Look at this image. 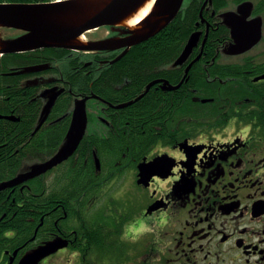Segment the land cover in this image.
I'll list each match as a JSON object with an SVG mask.
<instances>
[{"label": "flooded vegetation", "instance_id": "flooded-vegetation-1", "mask_svg": "<svg viewBox=\"0 0 264 264\" xmlns=\"http://www.w3.org/2000/svg\"><path fill=\"white\" fill-rule=\"evenodd\" d=\"M246 1L254 3L249 19L261 17L255 14L258 0ZM211 3V0L204 1L201 22L197 23L200 27L197 32L203 33L194 49L198 54L193 52L180 66L175 65L176 61L154 63L153 72L147 76L148 82L135 97L123 98L134 84L121 67L129 64L122 59L136 46L129 48L120 59L125 48L43 50L37 55L41 62L20 69L16 67L7 74L24 75L22 85L27 89L29 101L38 100L42 110L50 97L60 92L53 107L60 108L68 102L70 109L67 113H60L52 123L69 115L71 124L76 102L88 97L87 133L93 137L100 131L126 133L130 129L124 112L130 105L117 108L119 105L135 103L138 97L146 96L151 90L155 96L169 97V102L164 99L157 103V110L152 114L156 117L153 129L159 139L139 160L108 164L105 179L111 180L109 186L88 191L92 196L81 210V199L75 200V231H62L58 227L59 219L54 223L57 232H51L47 241L63 237L69 240V246L40 264L73 248L75 264H264V79L257 80L264 71L256 74L254 69L255 62L264 64V50L259 54L252 53L264 40V33L261 42L246 53L228 55L229 45H224L219 50L218 62L212 59L203 63L206 73L208 66L218 64L216 123L205 126V130L196 136L176 140V90L170 88L183 82L182 86L188 80V66L200 54V59L203 57V41L213 26L208 18L203 17V12ZM240 4L221 15L236 11ZM211 15L215 16V11ZM220 18L219 23L223 25L222 16ZM128 31L126 27H102L81 38L91 43L127 37ZM251 61L254 65L249 64ZM38 65H48V68L15 74ZM225 67H232V72ZM233 68L241 69L234 72ZM177 69L181 74L179 80L176 78ZM62 71L68 72V78ZM80 76L84 80L82 87ZM155 81L157 83L147 91ZM101 86L107 98L96 93ZM90 116L95 118L92 124ZM182 143H186V147L181 148ZM164 155L169 157L154 168L153 176H150V168L143 169L148 182L140 184V165ZM119 182L121 188H113ZM20 186L23 191L25 186ZM15 191L12 189L8 199ZM41 223L34 236L19 246L15 242V230L5 233L6 241L12 243L9 248L0 247V264H19L27 252L47 242L39 241L37 237ZM141 224L150 230H132L133 225L139 228Z\"/></svg>", "mask_w": 264, "mask_h": 264}, {"label": "trees", "instance_id": "trees-1", "mask_svg": "<svg viewBox=\"0 0 264 264\" xmlns=\"http://www.w3.org/2000/svg\"><path fill=\"white\" fill-rule=\"evenodd\" d=\"M51 1L56 0H0V3ZM204 1L186 0L179 15L171 24L160 34L134 47L122 59L129 64L123 65L121 69L127 71L128 77L134 84L127 90L124 99L135 97L141 92V87L148 82L147 76L154 70V63L177 60L191 35L200 30L197 23L201 22L200 13ZM211 1L208 10L203 12V17L208 18L213 25L203 57L191 68L188 80L174 92L177 141L183 140L186 136H196L200 131L205 130V126L216 123L219 102L216 81L218 64L208 66L206 73L203 63L212 59L218 62L221 56L219 50L231 42L229 27L219 23L221 13L228 10L231 5L236 6L246 0ZM214 11L216 15L212 16ZM255 14L264 16V0H258ZM8 32L16 31L8 30ZM46 50L55 51V49ZM42 51L5 55L0 58V114L15 117V120L0 119V183L13 179L23 172L21 170L25 165L29 167L33 163L48 160L66 140L70 116L52 122L59 118L60 113L69 111L68 102H64L60 108L53 107L48 120L34 133L40 123L42 105L38 100L29 101L27 89L25 90L22 85L24 75L19 77L7 75L16 70V67L20 69L41 62L37 55ZM196 54L198 50H195L194 55ZM225 69L228 71L230 69L232 72V67ZM233 69L236 72L241 68ZM254 69L256 74L263 72L264 64L255 62ZM178 70L176 78L179 80L181 74ZM62 72L65 78H68V72ZM80 82L81 87L84 86L82 76ZM103 89L104 87L101 86L96 93L106 97ZM81 93L89 94L88 91ZM153 93L154 90H151L142 99L125 109L126 121L130 128L126 133L100 131L93 137L88 132L76 153L68 161L47 174L26 182L23 191L20 190L21 186L14 188L16 191L12 193L10 199L8 196L12 189L0 192V247L9 248L12 243L6 241L5 237V233L10 230L16 231L17 246L22 245L24 241L27 242L34 236L42 218L43 225L40 226L37 235L39 241H47L51 232H57L54 223L58 219V227L62 231H75L76 198L82 201L80 210L85 208L92 196L88 191L104 188L111 183V180L105 179L108 164H118L123 160H139L159 139L157 131L153 129L156 117L152 114L157 110L156 104L164 99L169 102V97L155 96ZM204 99L209 101L204 103ZM94 120V116H90V124L94 123ZM164 137L166 138V135ZM95 155L101 161L100 169L97 168ZM75 191H77L76 195ZM74 250L73 248L71 251Z\"/></svg>", "mask_w": 264, "mask_h": 264}, {"label": "water", "instance_id": "water-1", "mask_svg": "<svg viewBox=\"0 0 264 264\" xmlns=\"http://www.w3.org/2000/svg\"><path fill=\"white\" fill-rule=\"evenodd\" d=\"M150 0H62L57 2L42 3H0V55H14L33 52L41 49H67L75 51H106L126 50L118 58L126 54L131 47L140 45L157 35L171 24L181 11L185 0H155L151 12L137 28H131L126 21L142 8ZM254 5L245 2L238 6L236 11H227L221 16L223 23L230 28L233 42L229 44L226 53L228 55H240L253 49L263 37V19L261 17L249 19ZM102 27H126L129 28L127 37H115L95 42H85L82 36L92 30ZM1 29L21 32L19 35L5 38ZM202 32H195L188 40L183 52L175 62L176 66L188 61L194 49L198 47ZM208 33L203 41L206 44ZM201 54L188 66L186 76L192 65L198 61ZM48 68V65L27 67L15 74L40 72ZM264 79V75L257 80ZM156 81L150 84L147 91ZM171 87L177 90L181 84ZM146 91V92H147ZM60 93V92H59ZM50 97L44 107L36 133L46 121L59 94ZM144 96L141 95L135 101ZM96 97V96H94ZM88 97L76 102L73 110L70 128L66 135L65 143L48 160L35 163L27 171L19 173L11 180L0 183V192L6 189L18 187L30 180L45 175L49 171L69 160L79 148L88 128ZM208 100H203L206 103ZM133 102L119 105L124 108ZM0 118H4L0 115ZM9 120H15L13 116H6ZM181 148L186 147L182 143ZM190 156V154H188ZM169 156L157 157L151 163L140 165L141 173L139 183L148 182L143 169L150 168L151 175L155 174L154 168L166 160ZM96 158L97 167L100 161ZM43 224V223H42ZM41 224V225H42ZM69 240L57 237L47 241L27 252L19 264H40L47 257L67 248Z\"/></svg>", "mask_w": 264, "mask_h": 264}, {"label": "rangeland", "instance_id": "rangeland-1", "mask_svg": "<svg viewBox=\"0 0 264 264\" xmlns=\"http://www.w3.org/2000/svg\"><path fill=\"white\" fill-rule=\"evenodd\" d=\"M235 6L231 5L229 9H234ZM102 33V32H101ZM104 35V33H103ZM264 50V41H262L256 48H254V50L252 51V53H260V51ZM232 59H238L237 58H232ZM223 60V58L221 59ZM28 165H25L23 167V169L21 171H26L28 169ZM113 188H121L120 187V182L116 185L113 186ZM72 252L73 251H63L60 252V254L57 257L51 258L48 261L45 262V264H75V257L72 256ZM62 253V254H61Z\"/></svg>", "mask_w": 264, "mask_h": 264}, {"label": "bare ground", "instance_id": "bare-ground-1", "mask_svg": "<svg viewBox=\"0 0 264 264\" xmlns=\"http://www.w3.org/2000/svg\"><path fill=\"white\" fill-rule=\"evenodd\" d=\"M154 2L155 0L148 1L142 8H140L126 21V24L131 28H137L151 12Z\"/></svg>", "mask_w": 264, "mask_h": 264}, {"label": "clouds", "instance_id": "clouds-1", "mask_svg": "<svg viewBox=\"0 0 264 264\" xmlns=\"http://www.w3.org/2000/svg\"><path fill=\"white\" fill-rule=\"evenodd\" d=\"M132 230H133V231H145V230H150V229L148 228L147 225H145V224H141V226H140L139 228H136V226L133 225V226H132Z\"/></svg>", "mask_w": 264, "mask_h": 264}]
</instances>
